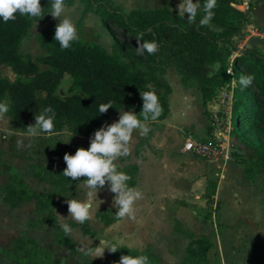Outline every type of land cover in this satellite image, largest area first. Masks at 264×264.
I'll list each match as a JSON object with an SVG mask.
<instances>
[{
    "label": "trees",
    "instance_id": "1",
    "mask_svg": "<svg viewBox=\"0 0 264 264\" xmlns=\"http://www.w3.org/2000/svg\"><path fill=\"white\" fill-rule=\"evenodd\" d=\"M70 1L67 0V3ZM232 2L234 0H218L215 16L210 23H214L219 30H212L209 25L200 27L198 23H190L187 15L181 17L168 8L132 9L127 12L113 0H87L83 15L92 6L101 7L106 12L103 23L115 35L112 50L81 39L73 42L71 48L61 50L59 43L54 40V27L37 34V41L46 53L36 58L21 50L22 39L34 22L19 15L7 23L0 20V64L9 66L16 75L11 80L0 73V101L7 99L10 103V111L6 116L12 129L26 133V126L35 123L36 114L43 108L51 107L55 112L53 133L67 127L75 136L92 137L98 128L113 123L111 112L120 108L141 112L143 100L140 92L149 90V85L155 90L162 108L157 120L163 121L170 112L169 96L172 93L166 78L168 67L176 69L183 85L195 82L203 106H207L216 95L217 87L230 81L226 73L228 60L222 44H233V37L239 33L241 23L247 16ZM41 4L46 13L40 19L43 20L51 15L47 13L50 3L41 0ZM199 19L200 15L197 21ZM112 24L126 30L131 41H121L112 30ZM141 34L142 40L138 41L137 36ZM143 40L156 41L159 51L155 55L147 52L137 54L136 48ZM216 63L220 64L217 71L206 76L204 68ZM39 64L46 65V68L41 69ZM233 68L237 83L235 97L237 94L242 95V107L233 134L246 147L253 149L255 159L244 167L246 177L252 179L264 169V54L255 47L245 50L235 58ZM247 75H251L253 80L250 85L243 87L239 80L241 76ZM66 77L68 87L62 96L58 90ZM108 103L113 107L99 114V106ZM157 126H152L147 139ZM142 144L138 143L137 151ZM47 146L48 156L42 162L33 164V176L49 184L48 191L37 192L15 165L3 161L0 175L6 174L7 181L0 186V192L3 201L12 209L34 200L38 216L30 220L29 226L52 225L56 230L55 242L78 256V260L76 263H70L67 258L56 261L38 249L37 240L24 237L18 240L15 249L23 250L27 244H31V249L23 258L16 260V264H115L122 255L128 254H144L149 257L150 264H162L161 258L153 253L151 247L139 250L119 245L114 257L103 262L92 260L79 251L76 242L70 234H65L59 224L56 208L68 210L66 201L72 199L68 193L80 182L63 175L67 167L64 155L75 154L78 148L88 147L77 142L70 143L66 148L52 143ZM60 154H63L62 160L59 159ZM121 170L132 177L128 183L134 187L137 165L131 164ZM208 203L212 205L213 199L209 198ZM97 217L105 220L106 225L117 221L111 211L99 212ZM78 225L73 221L70 227ZM80 225L85 235H97L90 221ZM213 247L214 242L208 236H192L182 264H215L209 256Z\"/></svg>",
    "mask_w": 264,
    "mask_h": 264
},
{
    "label": "rangeland",
    "instance_id": "2",
    "mask_svg": "<svg viewBox=\"0 0 264 264\" xmlns=\"http://www.w3.org/2000/svg\"><path fill=\"white\" fill-rule=\"evenodd\" d=\"M113 2L127 12L132 9L168 8L173 13L179 14L177 6L181 0H113ZM194 2L199 1L194 0ZM234 2L236 5L240 4L245 9L248 6L249 9L244 11L247 16L241 23L239 33L233 37V44H222L225 58L229 61L233 54L234 58H236L242 55L245 50L254 47L264 54V0L261 2L256 0H234ZM68 5V14L76 24L79 39L89 44H101L111 51L115 42V35L103 23V17L106 16L104 9L92 6L83 15L87 0H71ZM58 23H60V19H54L50 15L49 18L37 21L35 28L32 25L29 33L22 39V52L24 54L30 52L34 58L45 54L46 50L37 41V34L56 27ZM209 27L212 30H219V27L214 23H210ZM111 28L117 33L121 41H131L130 35L126 30L113 24ZM27 50L29 51L27 52ZM40 65L41 69L46 68V65ZM219 65V63H216L206 66L204 74L206 76L213 75ZM0 73L11 80L16 78V75L7 65L0 64ZM166 78L173 87L181 85V78L174 67L167 68ZM193 83L195 84V82ZM67 87L68 77L59 86L58 93L62 96L65 95ZM241 97V94H237L233 104L231 122L233 128L237 121L238 112L242 107ZM194 108H196L195 111L197 112L198 106ZM204 109L207 113V106H204ZM123 110L129 111L132 109L123 108ZM113 112L115 113L111 115V118L116 122L120 118V109ZM154 124L159 126L162 122H151L150 130ZM72 135L68 131V128L64 127L61 131L55 132L52 135L38 133L35 137L30 138L26 133L13 130L6 116L4 121H0V171L3 168V161H8L12 164L17 162L21 168L19 170L32 188L34 187L35 190L42 191L44 187V190L48 191L50 189L49 185L46 187L43 183H38L34 180L33 164L40 163L47 158L49 153L47 144L49 143L66 148L70 143L77 142L85 147H90L91 137ZM148 135L149 133L146 136H140L138 132L134 133L135 143L131 154L127 157H121L116 162L119 170L130 166V163H137L141 155L140 151L146 148L145 141H147ZM183 135L186 137L190 136L188 131H185ZM70 136H72L70 143H65L63 140ZM175 136L173 134V137ZM223 141L231 144L233 147H238L233 130L228 134L227 139L223 138ZM18 142H21L23 146L17 147ZM139 142H143V144L140 150L137 151ZM252 152V150H249L248 155L254 154ZM233 156L235 158L238 157L235 153H233ZM59 159H63V154L59 155ZM6 176V174L0 175V186L6 182ZM104 188H106V185ZM237 188L240 189L239 186ZM227 194L226 199L223 195L225 200L214 198L212 205L208 203L209 198H211L208 191L202 196L194 194L191 199L179 200L176 202V205L163 202V205L159 207L160 209H154L156 214L161 213L160 217L159 215L154 219L152 217L153 220H156L154 221L155 230H147L141 234V237L143 236L144 247L139 250L151 247L153 253L161 258L162 264H182L185 249L191 237L195 238L205 235L214 242V247L210 250L209 256L215 264H263L264 194L259 193L258 187H252L250 191L246 190L244 195L240 197L236 196L233 191L230 194V191L227 190ZM68 195L72 198L83 199V190L77 189L76 185ZM99 199L104 202L100 204L102 208L97 212L106 213L111 211L115 215L116 211L112 210L114 198L108 197L106 199L101 195ZM25 211L33 212L32 209H26ZM59 215L67 218L69 213L61 212ZM29 216V212L24 215H17V212L13 211L3 201L2 193L0 192V264H16V260L23 258L30 252L31 244H27L23 250L17 251L15 249L18 240L24 237L37 240L40 246H37L38 249L51 255L56 261L67 258L70 263L77 262L78 256L71 254L68 249L59 246L55 242L56 230L52 225L32 228L29 226V222L33 218H36L38 214L31 219ZM58 221L60 224L59 216ZM67 222L70 225L73 221L69 219ZM104 223L105 220H101L96 214V219L94 218L90 221L92 229L97 233L95 237L85 235L80 224L76 227H71L70 236L76 242L79 249L81 247L99 246L101 238L116 247L124 245L122 244L123 236L121 235L123 233L121 227L117 226L106 231L103 227ZM123 235L129 236L128 234ZM115 253L106 249L103 258H95L94 260L97 262L111 260Z\"/></svg>",
    "mask_w": 264,
    "mask_h": 264
},
{
    "label": "clouds",
    "instance_id": "3",
    "mask_svg": "<svg viewBox=\"0 0 264 264\" xmlns=\"http://www.w3.org/2000/svg\"><path fill=\"white\" fill-rule=\"evenodd\" d=\"M50 13L54 19H60L56 25L54 40L59 43L61 50L72 47L73 42L79 39L76 24L68 14L69 5L67 0H48ZM218 6V0H181L178 4L179 16L185 17L190 23H198L200 27L210 24L215 16V9ZM44 6L41 0H0V20L7 23L14 21L17 16H23L32 20L33 28L37 26V21L45 15ZM202 14V15H201ZM200 19L197 21V17ZM142 35L137 36L138 41L142 40ZM137 54L147 52L149 55H155L159 51V45L156 41L143 40L139 42L136 48ZM253 77L251 75L241 76L239 83L243 87L251 84ZM149 90L141 91L143 100L142 111L137 114L134 111H124L120 108V118L111 124H105L98 128L91 137L90 147H80L75 154L66 153L64 161L67 167L63 170V175L73 181H80L77 189L83 190V199H67L69 216L66 218L59 215L61 227L65 234L72 231L68 220L75 221L78 224H84L93 219L97 213L100 204L104 201L99 199V192L109 185V189L114 193V207L117 209L115 216L117 220L124 218L135 220L136 213L139 211L138 202L144 199L140 189L130 186L129 181L132 177L119 170L117 161L121 157H127L131 154L135 143L134 133L138 132L140 136H146L150 131V123L156 121L162 114V108L159 98L152 86ZM113 107L111 103L101 104L99 114H104L109 108ZM10 111V103L7 99L0 101V121H4L7 113ZM55 112L51 107L43 108L35 116V123L26 126V135L35 137L38 133L52 135L54 132ZM73 136V135H72ZM66 137L63 141L70 143L71 137ZM18 142L17 147H22ZM93 245V242H92ZM115 253L119 249L105 239H100L99 246L81 247L79 251L93 259L103 258L105 250ZM115 264H150L149 257L140 255H122Z\"/></svg>",
    "mask_w": 264,
    "mask_h": 264
},
{
    "label": "crops",
    "instance_id": "4",
    "mask_svg": "<svg viewBox=\"0 0 264 264\" xmlns=\"http://www.w3.org/2000/svg\"><path fill=\"white\" fill-rule=\"evenodd\" d=\"M39 67H41L40 64ZM171 87L169 115L160 121L162 124L151 131L145 144L146 148L140 151L141 155L137 163H130L138 167L134 187L140 189L144 195V199L138 202L139 211L136 213V218L135 220L124 218L109 225L103 224L106 231L117 226L121 227L122 233L129 235L128 237L121 235L123 236L122 244L133 248L142 249L144 247L141 234L147 230H155L154 221L156 220L153 219L158 215L160 217L161 213L156 214L154 209H160L163 202L176 205L179 200L191 199L194 194L202 196L207 191L212 199L225 200L228 195L227 190L230 194L233 191L236 196L240 197L252 187H258L259 193L264 194V169L252 179L246 177L244 167L246 162L255 159V154L248 155V151H253V149L246 147L237 138H235L237 146L244 151V154H237L236 158L232 154L229 159L212 161L183 151L185 139L188 137L183 135L185 131L196 139L204 140L212 138L214 127L208 117V111L205 112L196 83L183 85L181 82L180 86ZM196 106H198L197 112L194 108ZM113 113L115 112H111V115ZM135 113L140 112L135 111ZM173 134L176 136L173 137ZM13 165L21 169L17 162ZM34 180L43 183L46 187L49 185L39 177H34ZM238 186L240 189L237 188ZM33 189L35 190L34 187ZM37 192L46 191L43 187L42 191ZM101 195L106 199L114 198V193L110 191L108 184L106 188L100 190L99 197ZM99 207V209L102 208L101 205ZM112 208L113 211H117L114 206ZM26 209H32L33 212L25 211ZM12 210L16 211L17 215L29 212L30 219L37 214L34 200L24 202L20 207ZM56 211L57 216L61 212L68 213L67 209L61 207H57ZM96 214L93 219H96ZM49 225L43 224L38 227ZM156 225L158 226L157 222Z\"/></svg>",
    "mask_w": 264,
    "mask_h": 264
},
{
    "label": "built area",
    "instance_id": "5",
    "mask_svg": "<svg viewBox=\"0 0 264 264\" xmlns=\"http://www.w3.org/2000/svg\"><path fill=\"white\" fill-rule=\"evenodd\" d=\"M232 5L243 11L249 9L248 6L245 9L240 4L236 5L235 2H232ZM234 59L233 54L228 61L226 69V73L230 76V81L217 87L216 95L207 104L208 117L214 127L212 138L199 140L189 136L185 139L183 145L184 152L212 161L230 158L229 149L231 144L225 143L223 138L227 139L228 134L233 130L231 126L232 110L235 101V88L237 86L233 68Z\"/></svg>",
    "mask_w": 264,
    "mask_h": 264
},
{
    "label": "water",
    "instance_id": "6",
    "mask_svg": "<svg viewBox=\"0 0 264 264\" xmlns=\"http://www.w3.org/2000/svg\"><path fill=\"white\" fill-rule=\"evenodd\" d=\"M233 153L243 155L244 151L238 147L231 146L229 149V155L231 156Z\"/></svg>",
    "mask_w": 264,
    "mask_h": 264
}]
</instances>
